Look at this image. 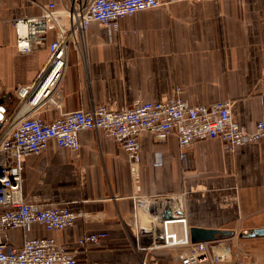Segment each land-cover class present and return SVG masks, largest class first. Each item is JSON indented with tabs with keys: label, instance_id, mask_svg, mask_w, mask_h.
<instances>
[{
	"label": "crops",
	"instance_id": "crops-1",
	"mask_svg": "<svg viewBox=\"0 0 264 264\" xmlns=\"http://www.w3.org/2000/svg\"><path fill=\"white\" fill-rule=\"evenodd\" d=\"M90 1L0 0V105L8 121H50L100 104L120 111L138 101L165 102L177 87L190 104L227 101L230 120L242 130H252L263 117L264 0L164 3L121 19L115 33L91 23L83 42L68 49L47 97L31 103L50 53L47 44L19 53L13 22ZM19 88H30V95L20 99ZM78 140L76 152L50 142L43 152L22 158L25 202L41 209L66 206L76 216L73 226L9 230L7 249L25 238L51 236L76 264H180L181 248L152 249L133 225V214L146 218L134 204L136 194L168 195L181 197L189 235L191 228L227 232L213 240L215 254L227 248L225 259L200 264H264V236L251 235L264 228L263 143H243L231 153L218 140H202L181 163L174 135L161 142L143 131L136 183L119 144L96 130L79 132ZM97 232L106 237L93 245L77 243Z\"/></svg>",
	"mask_w": 264,
	"mask_h": 264
},
{
	"label": "built area",
	"instance_id": "built-area-1",
	"mask_svg": "<svg viewBox=\"0 0 264 264\" xmlns=\"http://www.w3.org/2000/svg\"><path fill=\"white\" fill-rule=\"evenodd\" d=\"M177 1L91 0L86 6L73 5L64 12L46 10L39 16L13 22L15 47L19 53L27 54L35 47L47 44L50 53L47 68L59 63V71L68 49L83 42L91 23L102 24L110 33H115L121 19ZM51 34L53 37L48 41ZM58 76L59 72L49 88ZM49 88L31 103L36 105L45 99ZM30 92V88H19L17 96L25 99ZM181 93L182 88L177 87L174 96L165 102L138 101L131 108L120 111H110L100 104L91 110L60 114L50 121L39 116H24L13 123L7 120L5 108L0 105V132L3 133L0 138V264H76L51 236L25 238L20 246L7 249L9 230L39 226L47 232H57L75 222V214L66 206L41 209L26 203L23 197L22 158L43 152L50 142L58 148L76 152L80 147L79 132L101 131L126 152L136 183L140 163L138 137L143 131L161 142L174 135L181 163H185L191 146L202 140H218L231 153L243 143L264 144V105L263 117L255 122L252 130L245 131L230 120L227 101L190 104ZM51 104L59 107L53 100ZM135 189L139 191L138 185ZM134 204L141 208L146 218L142 222L133 214V225L138 235L149 238L152 249L181 248L180 264L225 259L227 248L221 254H215L218 243L191 241L181 197L146 198L136 194ZM105 237L103 232L90 233L79 238L77 243L93 245ZM142 264H145L144 260Z\"/></svg>",
	"mask_w": 264,
	"mask_h": 264
},
{
	"label": "water",
	"instance_id": "water-1",
	"mask_svg": "<svg viewBox=\"0 0 264 264\" xmlns=\"http://www.w3.org/2000/svg\"><path fill=\"white\" fill-rule=\"evenodd\" d=\"M34 97V93L32 94ZM1 127V125H0ZM219 235H227V232H219L215 230H202V229H190V238L194 243L205 242V241H213L217 239L216 237ZM251 235H259L264 236V228L254 230Z\"/></svg>",
	"mask_w": 264,
	"mask_h": 264
},
{
	"label": "bare ground",
	"instance_id": "bare-ground-1",
	"mask_svg": "<svg viewBox=\"0 0 264 264\" xmlns=\"http://www.w3.org/2000/svg\"><path fill=\"white\" fill-rule=\"evenodd\" d=\"M59 66H60L59 63H54L51 67H49L45 70L43 76L40 78V80L38 81V83L34 87V90L32 92V94L34 93V97H32V94H31V96H30L31 101L30 102H32V101L34 102L36 96H39V95L44 94L46 92V90L49 88L51 82H53V80L56 76V73L59 72L58 71ZM54 83H53V85H54Z\"/></svg>",
	"mask_w": 264,
	"mask_h": 264
}]
</instances>
